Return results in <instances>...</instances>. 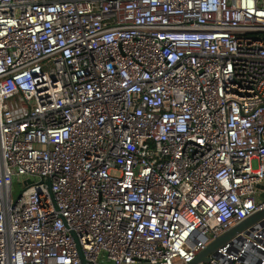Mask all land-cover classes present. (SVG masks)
Instances as JSON below:
<instances>
[{
	"label": "built area",
	"instance_id": "2783aa9c",
	"mask_svg": "<svg viewBox=\"0 0 264 264\" xmlns=\"http://www.w3.org/2000/svg\"><path fill=\"white\" fill-rule=\"evenodd\" d=\"M263 196L264 0H0V264H189Z\"/></svg>",
	"mask_w": 264,
	"mask_h": 264
},
{
	"label": "water",
	"instance_id": "95a60500",
	"mask_svg": "<svg viewBox=\"0 0 264 264\" xmlns=\"http://www.w3.org/2000/svg\"><path fill=\"white\" fill-rule=\"evenodd\" d=\"M264 198V196H263ZM264 219V210H261L259 212H256L252 216H250L248 219L244 220L239 225L235 226L234 228L230 229L226 233L220 235L215 240H213L206 249L195 258V260L189 264H201V263H208L210 262V256L215 254L219 248L226 245L228 242H230L236 235L250 229L252 226L258 224ZM82 261L83 264H87L86 261H84L83 257Z\"/></svg>",
	"mask_w": 264,
	"mask_h": 264
},
{
	"label": "rangeland",
	"instance_id": "374dc122",
	"mask_svg": "<svg viewBox=\"0 0 264 264\" xmlns=\"http://www.w3.org/2000/svg\"><path fill=\"white\" fill-rule=\"evenodd\" d=\"M20 194V190L18 189V187H15L14 191H13V197L14 199H17L18 196Z\"/></svg>",
	"mask_w": 264,
	"mask_h": 264
}]
</instances>
